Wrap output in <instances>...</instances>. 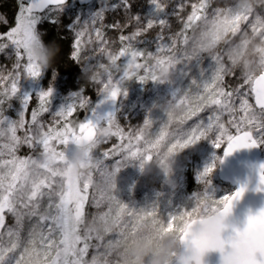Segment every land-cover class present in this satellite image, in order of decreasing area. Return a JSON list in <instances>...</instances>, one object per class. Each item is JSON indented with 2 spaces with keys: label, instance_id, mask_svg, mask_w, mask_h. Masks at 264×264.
Listing matches in <instances>:
<instances>
[{
  "label": "snow or ice",
  "instance_id": "obj_1",
  "mask_svg": "<svg viewBox=\"0 0 264 264\" xmlns=\"http://www.w3.org/2000/svg\"><path fill=\"white\" fill-rule=\"evenodd\" d=\"M153 6V12L145 18L134 15L131 11L132 0H118L117 3L109 5L107 0H102L101 7L87 21H77L73 28L75 34L74 52L72 59L76 62L81 61V51L83 49V38L87 34L89 43L92 42L94 32L96 40H103L104 27L120 30L130 22H135L136 28L130 35H120L119 42L123 45L118 53H112L108 49L101 47L100 52L106 53L112 65L117 67L116 62L120 57L126 58L123 75L119 81L113 83L112 74L107 78V83L103 84V93L106 98L116 101L118 96H127V90L124 88V81L130 76H136L141 83L148 81H160L161 72L167 71L175 64L181 61H188L192 57L186 52L177 48L179 41L183 47L188 44V29L196 21L200 20L207 13L209 8L208 0H201L200 3L192 4L191 15L187 17L184 23L183 31L175 38H170V43L157 44L158 52L167 53L166 58L153 57L152 53L144 52L134 46L137 37L143 35L147 30L152 29L154 25L161 26V29L168 26V21L161 18L164 13V5L160 0H150ZM66 5V0H18L19 12L16 17V26L12 27L5 36V39L15 46V56L18 58L15 67L21 68L20 59L26 55L27 63L23 65V71L33 78H38L42 69L32 61L28 55L30 43L35 39L37 23L48 16L50 13H56L57 16ZM183 7V5H181ZM121 9L126 16L125 24L116 22L110 25L102 23L104 12ZM216 9V8H215ZM214 9V10H215ZM43 13V15H41ZM146 21V22H145ZM245 21L255 28L256 23L248 17ZM0 23L7 24L5 16L0 15ZM144 23V26L140 25ZM264 26V25H262ZM158 41H163V35L156 37ZM8 43H0V51L8 47ZM22 50V51H21ZM145 58L143 65L136 61L139 57ZM217 68L209 80L198 84L194 95L185 94V99L180 101L186 105L185 115L178 117V126L175 131L169 132L168 128L173 120V109L177 107L171 103L167 109V120L162 123V127L154 134L155 139L150 138L153 134L147 132L153 121L147 119L144 122V128L136 132H125L123 128L116 123L115 113H108L106 116H100L96 111L91 110V118H85L83 122L77 123L69 119L76 113L77 109L87 108L89 99L82 94H74L75 99L66 107L53 113L54 124L59 127L46 126L38 120L42 113L49 112L52 101V90L43 91L38 94L40 106L32 112L31 122L24 120V111L19 120H11L3 116L0 111V137L7 136L8 144H4L0 149V157L5 154L11 156V159L0 160V264H125L126 246L128 237L133 236L140 230L153 229L156 231H175L181 240L187 237V226L190 221L209 212L220 211L224 215H231L234 205L239 201L247 190L242 185L239 190L232 194L225 195L216 199L211 194H204L195 197V204L191 210H183L175 214H170L165 220L158 216L157 206L153 205L151 210L130 208L122 203L113 190L107 187L103 181L104 169L109 166L105 160L110 155H122V160H116L114 169L119 171L122 165L129 160H139L141 167L143 161H150L155 155L164 153H176L190 145H194L203 138L215 126L220 135L214 139L217 148L221 146L224 137L227 139V148L225 156L231 155L240 149H251L264 144V78L249 80L242 78L239 72L226 74V70L221 62V56H213ZM92 58H90L91 60ZM155 63H150L151 60ZM96 66L91 63L83 67ZM145 68L144 75H138V70ZM159 73V75L157 74ZM231 75L242 83L238 88L232 91H226L222 86L225 76ZM245 84L252 85L251 91L255 94V105L249 103L246 93L240 89ZM20 73L17 72L11 78L10 95L16 96L20 91ZM201 89L203 94H201ZM3 95L7 97L9 90L5 89ZM240 98L239 109H237L234 100ZM31 96L24 98L25 109ZM178 98L174 94V99ZM195 101L194 104L188 101ZM4 100L0 99V105ZM213 115L208 117V123L205 125L201 120L195 127L189 131H184L180 125H183L187 119L203 111L205 107H213ZM90 111V109H89ZM237 111L242 115L237 117ZM228 113L231 117L230 124L236 129V135L227 132L221 122V116ZM23 138L17 136V129H25ZM106 123V127L104 124ZM101 129L107 130L104 139L115 136L121 140L111 153L105 151L97 156L95 166L83 178L70 176L66 170V153L68 146L77 143L81 139L96 137ZM255 133V135H254ZM166 138H171L175 142L167 147L166 152L161 153L160 149ZM53 142L63 145V150L57 151ZM20 145H26L28 148L36 150L42 148L41 155L51 156V161L45 159H33L32 157L18 158L15 152ZM6 150V151H5ZM215 165L205 168L200 179L203 180L209 176ZM94 174L99 175V182H94ZM259 179L261 187L258 191H264V165L259 168ZM94 188L91 202L99 209L101 205L107 204L108 211L99 212L92 220L97 224L95 228H86L85 205L89 202L88 189ZM12 217L14 225L6 226L8 217ZM130 219H125V217ZM35 221L30 228L27 241L22 242L21 231L24 228L25 221ZM257 221L264 224V209L256 213L249 214L244 227L234 229L223 240L216 242L213 247L217 248L223 256L227 247L230 245L236 235L241 231H248L257 226ZM173 222L176 227L173 228ZM48 224L45 233L44 225ZM118 229L113 238L107 239L113 229ZM57 236L59 238H57ZM7 237V240H5ZM93 254L89 258V251ZM254 264H264V256L259 257Z\"/></svg>",
  "mask_w": 264,
  "mask_h": 264
},
{
  "label": "trees",
  "instance_id": "obj_2",
  "mask_svg": "<svg viewBox=\"0 0 264 264\" xmlns=\"http://www.w3.org/2000/svg\"><path fill=\"white\" fill-rule=\"evenodd\" d=\"M101 1L102 0H97L94 3L90 4L87 7H79L76 2H70L68 5L65 7L73 6L75 7L76 13L78 12H84L85 10H91L90 13L95 12L100 9L101 7ZM28 0H25V3H27ZM118 0H107V3L109 5L113 3H117ZM160 3L162 4V0H160ZM177 4L178 0L176 1ZM209 8L206 10L207 13L204 17H202L200 20L196 21L195 23L192 24L191 29H188V44L186 47H183L182 44L178 41V49L182 48L181 50L186 51L192 58L186 62L181 61L179 63V66L182 68L183 75L181 77V80L179 83L173 84L172 87L168 82H166V85H161L160 86V91L156 92V94L145 98L144 93L149 89L150 87H153L155 85L156 81H148L147 83H141L136 76H130L128 79L124 81V88L127 90V96L123 97L127 100L137 98L139 101L142 99V103L138 106L133 105V109H136L135 112L139 113V116L144 112H147V114L144 116V121L147 119H151L153 123L151 126L147 129V132L152 133L153 135L150 137L152 139H155V133L162 127V123L167 120V109L171 103L176 105L177 107H174L173 109V120L172 123L170 124L168 131L171 133L176 130L178 126V117L185 115V108L186 105L181 104L180 101L182 99H185V94L191 92L192 95H194L197 91L196 85L193 83V81H196L198 84L201 82H204L205 80L211 79L213 76L217 64L216 61L214 60L213 56H217V53H220L219 56H221L222 59H226L227 62L231 65L237 64V59L233 55V49L235 48H240L241 51L238 53L239 56H242V53L247 49V47L250 45L249 44V38L251 37H264V20L261 17H258L255 15V13L259 14H264V5H261L258 7L254 12L253 11H239L235 8L236 0H208ZM94 6V7H93ZM150 8L148 9L149 14L153 12V6L149 4ZM93 7V9H91ZM216 8V9H215ZM166 9V8H164ZM215 9V10H214ZM78 10V11H77ZM109 10H111L109 8ZM19 8H18V0H0V15L5 16L7 19L8 23H0V36H5V34L11 30L12 27L16 26V17L18 15ZM108 12V11H105ZM233 13L231 19L225 18V23L229 25L226 35L223 39H220L217 41V46L214 51H208L205 49H200L197 50L196 46L193 43L192 37H193V28L194 26L201 24L205 22L206 20L213 19L215 17H219L222 13ZM163 17V15H162ZM245 17H248L253 21L258 20L259 22L256 23L255 28H253L250 23H247L245 21ZM184 29V26H183ZM182 29V31H183ZM58 29H56L55 24H51V26L47 29V44L52 40V37L55 35V32H57ZM181 31V32H182ZM61 34V38L56 39V44L59 45L60 47V52L62 53V56L58 54L57 56V61H60V58L62 59L63 57L68 58L70 60V64L72 65V62H76L72 59V55L74 52V39H75V34L73 30L70 29H65L64 31H59ZM127 30L123 31L122 34H126ZM0 43H8V47L3 50V51H13L15 53V46L11 45L9 41L5 39H0ZM123 45L121 44L120 48ZM137 49L147 52V49L145 50L142 45L135 46ZM120 48L115 52L118 53ZM0 51V52H3ZM22 51V50H21ZM200 53L205 54V58L203 62H198V56ZM60 55V56H59ZM98 56L101 58V63L103 64H112L111 61L108 59V56L106 53L103 54H94L93 58L94 60H90L89 58H81L80 62H77L78 68L76 69L75 67L72 68L71 70L73 72H77L81 78H77L81 81V85H83V88L79 91L80 94L84 95L86 93L85 89L92 83L94 82H89L87 79L84 77V73L88 70V68L92 67H86L84 68V65H87L91 63L92 65H99L101 63L98 62ZM59 57V58H58ZM21 67L24 65V63H27V58L26 55L23 57V59L19 60ZM61 62V61H60ZM137 63L143 65L145 63V58L143 56L139 57L137 59ZM150 63H155V61H150ZM68 64H66L67 66ZM116 65L119 66V70L117 67L113 66L110 69L109 74H112V77L118 76L121 72L124 70L125 63L123 61V57H120V59L116 62ZM68 67V66H67ZM70 67L66 71H62L59 69L60 73L54 74L55 77H59V81H62V78H65L64 83L67 80L71 79H76L75 77H71L67 72ZM7 67L5 64H3L0 61V99L4 100V104L0 105V111H2L3 116L4 115H12L11 109L18 110L21 106V104H24V97L19 96L16 94V96H11L10 94L5 97L3 95L4 90L6 89L7 81L9 75L6 72ZM82 69L86 71H82ZM79 70V73H78ZM139 72V71H138ZM146 73V70L144 71ZM81 73V74H80ZM159 75V73H157ZM138 75H143V72ZM158 83V82H157ZM249 89V94L252 91L251 87L252 85H247ZM167 89H170L171 92L168 94ZM161 90L166 93L168 96V99L163 97L161 95ZM54 93L53 95H55ZM174 94L178 95V98H176L177 101L174 102ZM201 94H203V90L201 89ZM32 97L29 102H28V107H27V112L28 114L32 115V112L37 110L39 108L40 100L33 99L35 96H33V93L30 94ZM57 96V95H55ZM93 96H90L88 98H92ZM120 96L117 97L116 101H112L107 99V104L103 105L102 107L99 106H93V104L88 105L87 108L77 110L76 113L73 114L72 117L69 119H73L79 122H83L85 118H88L91 116V110H94L98 113L100 112V116L104 115L106 116L108 113H110L107 110H103L105 108H111V113L114 110V106H116V103ZM75 99L72 98L69 101H65L64 99H61V107L57 110L59 111L61 108L66 107L69 103H71ZM188 103L194 104L195 101H188ZM97 105H100L99 103ZM56 105H54L52 108H54ZM99 107V108H98ZM90 109V111H89ZM214 109V108H213ZM212 109V110H213ZM208 107H205L203 111L198 112L196 115H193L190 119H187L183 125H180L184 131H189L191 128L195 127L201 120L204 121V123L208 120V117L213 115V112H207ZM43 114V113H42ZM40 114V115H42ZM28 115L26 117V122L28 121V118L30 117ZM15 119L18 120L20 117L16 114ZM222 117V116H221ZM105 125V124H104ZM206 125V124H205ZM26 127V125H25ZM56 127H59V125H56ZM25 129H21L20 133L24 131ZM228 133L232 135H236V131L230 129ZM220 135L218 133L217 137ZM24 136H22L23 138ZM216 137V138H217ZM206 141H209V137H206ZM175 141L171 138H166L165 141L163 142V145L160 149L161 153L166 152L167 147L171 146V143H174ZM54 146L56 147L57 151L61 150V146L53 142ZM227 144V139L224 137L223 142L221 143L220 146V151L213 150V148H210V150H213L212 153V160L215 159V163H219L222 155V151L225 148ZM214 146V145H213ZM263 146V145H262ZM261 146V149H262ZM193 150H195V144L190 145L187 148L183 150H178L176 152V165L174 167L173 174L171 177L168 175L164 174L161 172L159 169H155L153 172L149 173L150 176L154 179L157 180V182L160 183V181L163 178H173L177 177L180 183V189L183 193V198H178L180 200L181 207L176 210L175 213H178L180 211H183L185 209L191 210V208L195 204V197L198 195L204 194L205 192L211 194L214 198L219 199L222 198L227 192L232 191V189L229 186H226L222 184L219 179H218V168L216 165V168H214V171L212 175L210 176V180L206 185H203L200 181L196 180L197 178L195 177L194 174V168L200 164V162H208L207 159H201L200 155L195 153ZM262 151V150H261ZM42 152V148H39L37 150L31 151V154H39ZM263 153V152H262ZM44 158V155H41ZM264 156V154H263ZM156 158V155L153 154V159ZM219 165V164H218ZM206 166V165H205ZM127 176V173L125 175H118V185L115 189L113 190V194L117 196V198L124 204H127L130 208H135V209H144V210H151L153 205L157 206L158 216H162L165 220L168 219L167 211H168V206L170 203H173V200H176L177 197L173 196L171 194V197H169L168 201L166 199H158L156 198V195L153 190L147 189V190H142L139 191L141 193V196L138 197V193L136 192L135 194L131 195L129 188H132L131 185L125 182L124 177ZM76 178V176H74ZM99 175L94 174L93 180L94 182H99ZM127 181V180H126ZM177 183V184H179ZM89 192V201L92 197V192H94V188L90 187L88 189ZM232 193V192H231ZM170 195V194H169ZM88 204L89 202L85 205V213L87 216L88 213ZM108 211V206L107 204H103V212ZM125 219H130V217H125ZM173 226L176 227V223L173 222ZM26 230V228H25ZM118 231V229L114 230L113 233H110L108 236H106L107 239L113 238L115 233ZM28 236V235H27ZM29 238V237H28ZM57 238H59L57 236ZM26 241L25 238L23 237L22 242ZM93 254V250L90 249L89 251V258Z\"/></svg>",
  "mask_w": 264,
  "mask_h": 264
},
{
  "label": "rangeland",
  "instance_id": "obj_3",
  "mask_svg": "<svg viewBox=\"0 0 264 264\" xmlns=\"http://www.w3.org/2000/svg\"><path fill=\"white\" fill-rule=\"evenodd\" d=\"M177 0H162V4L165 6L164 8V13L167 15H163V17L168 21V26L164 27L161 29V26L154 25L152 29L147 30L143 35L140 37H137L136 41H134V46H139L142 45L143 48L146 50L148 53H152L153 57H160V58H166L167 53L165 52H158L157 51V44H167L170 43V38H175L177 37L184 26V23L187 20V17L191 15L192 12V4L200 3L201 0H178V3H176ZM102 2V1H101ZM133 5L131 8V11L134 15H139L142 18L148 17L149 11L148 9L150 8V0H132ZM183 5V7H181ZM94 7V6H93ZM93 7L91 9H93ZM78 11V10H77ZM91 10H85L84 12H78L76 13L75 7H64L62 11L59 12L58 16L56 13H50L48 16H45L42 18L36 25V32L42 35V38L44 42L47 44V29L51 26V24L56 25V29H58L57 32H55V35L52 37V40L48 42V44L55 43L56 44V39L61 38V34L59 31H64L65 29H70L73 30L74 26L76 25L77 21H87L90 16H92L95 12L90 13ZM108 12H104V18L102 23L104 25H110L116 22H120L121 24H125L126 21V16L125 13L121 9H117L115 11L113 10H107ZM256 16L261 17L264 20V14H257L255 13ZM146 22V21H145ZM141 27L144 26V23L140 25ZM136 25L135 22H130L126 24L125 27H123L120 30L113 29V28H108L104 27L102 29L104 33L103 40H96L95 34L93 32L92 34V42L89 43V37L86 34L83 38V49L80 53L81 58H92V60L95 61L93 58L94 54H103L102 52L99 51L101 47H104L108 49V51H111L112 53H115L121 46V43L119 42V37L120 35H130L133 31H135ZM127 30L126 34H122L123 31ZM158 35H163L164 39L163 41H158L156 37ZM250 45L247 47V49L242 53V56L247 54L248 49ZM177 48H178V42H177ZM59 54L62 56V53L59 52ZM59 55V56H60ZM107 55V54H106ZM216 55H220V53H217ZM198 56V62H203L205 58V54L200 53ZM59 58V57H58ZM17 57L15 56V53L13 51H3L0 52V61L5 64L7 67L6 72L9 75L6 89L9 90L10 94V88H11V78L13 75H15L17 72L20 73V91L17 93L21 97H26L30 96V94L33 93V96L37 99L38 94L43 92V91H48L52 90V93H56L55 95L52 96V101H51V106H50V111L45 112L42 115L38 116V120L43 122L46 126H53L56 127V124H54V118H53V113L57 112V110L61 107V99H64L65 101H69L72 98H74V94H78L79 91L83 88V85H81V81L77 79L78 77L81 78L77 72H73L71 69L72 68H78L77 62H72V65L70 64V60L68 58L63 57L62 59L60 58V61L56 60L54 61L53 65L47 69H42V73L38 78H33L30 77L26 74V72L23 71V66L20 69H17L15 67L17 63ZM57 59V57H56ZM58 60V59H57ZM123 61L126 64V58L123 57ZM152 61H155L154 59ZM98 62L101 63V58L98 56ZM137 62V61H136ZM221 62L226 70V74H231L233 72H239L242 78H247L249 80L255 79L257 76L253 75H248V74H243L242 70L237 68V64L231 65L227 62V60L224 58H221ZM20 63V62H19ZM26 63H24L25 65ZM70 67L67 72L71 77H75L76 79H71L67 80L64 83L65 78H62V81H59V77H55L54 74L60 73L59 69L62 71H66L68 67ZM145 68H140L138 71V74H141L143 72V75L145 74ZM82 71H86L82 69ZM165 73L169 74L170 79L165 80L163 83L160 81L157 83L155 82V85L153 87H150L145 91L144 97L148 98L156 92L160 91V86L161 85H166V82L170 84L172 87L173 84L179 83L181 80V77L183 75L182 68L179 66V64H175L172 68L168 69L167 71H164ZM79 73V70H78ZM81 74V73H80ZM262 74V73H261ZM260 74V75H261ZM123 75V72H121L118 76L112 77L113 83H116L119 81L120 76ZM109 76V75H108ZM259 76V75H258ZM107 83V77L104 78L103 83H92L90 84L86 89V93L83 95L84 97L88 98L90 96H93L92 98L89 99V103L93 104V106H99L102 107L103 105H106L107 98L106 94L103 93V84ZM242 83L241 80H237L235 77L231 75L225 76L224 84L222 85L226 91H232L233 89H236L239 87V85ZM248 84H245L242 89H240L241 92L246 93V98L248 99L249 103L253 105V98L252 94L250 92L249 94V89L247 87ZM251 91V90H250ZM171 92L170 89H167V93L169 94ZM161 95L168 99V96L166 95L163 90H161ZM12 96V95H11ZM124 96H120L118 99L116 106H114V110L112 111L116 115V123L119 124L121 128L124 129L125 132H136L137 130L144 128V116L147 114V112L142 113L139 116V113L135 112L136 109H133V105L138 106L143 102L142 99L139 101L136 97L130 100H127L123 98ZM110 101V100H109ZM177 101L174 99V102ZM100 105H97V104ZM234 103L239 109V104H240V98L236 97L234 100ZM40 105V104H39ZM54 105H56L54 108H52ZM98 107V108H99ZM213 108L215 106L209 108L207 112H213ZM25 109L24 104H21L20 108L18 110L11 109L12 115H4L7 116L11 120H16L15 115L17 114L19 117L21 116V113L24 111V120H26V117L30 114H28L27 109ZM255 109V108H254ZM77 110H80L78 108ZM104 111L107 110L111 113V108H105L103 109ZM98 114L100 115V112L98 111ZM237 117L239 115H242L241 112L237 111L236 113ZM31 116L28 118V123L31 122ZM104 116V115H102ZM21 118V117H20ZM19 118V119H20ZM88 118H91L89 116ZM18 119V120H19ZM230 115L228 113H224L221 117V122L224 125V128L227 130V132L232 129H236L230 124ZM209 121L207 120L205 124H207ZM105 127L107 126L106 123L104 125ZM0 127H3L0 125ZM27 128V123L25 130ZM20 128L17 129V136L21 137L25 135V130L20 133ZM219 131L216 130L215 126L211 131H209L206 135V137H209V141H206V138L201 139L197 143H195V150H193L195 153L200 155L201 159H207L208 162H200L195 168H194V174L195 177L197 178L196 180L200 181L203 185H206L208 181L210 180V176L212 173L205 177L203 180L200 179L201 174L204 172L205 168L215 165L214 168H218L219 163H215V159L212 160V156L214 153L213 150L220 151V147L217 148L214 144V139H216ZM255 135V133H254ZM9 139L7 136L0 137V149H2V146L4 144H8ZM122 142L118 137H111L109 138L106 142H103L99 149L96 152V155L99 156L101 153L108 151L111 153V151L117 146L120 145ZM214 145V146H213ZM263 145V146H262ZM61 146V150H63V145ZM262 146V152L264 154V144H261L260 147ZM222 147V146H221ZM74 146L69 145L68 146V151L67 155L70 156L72 154ZM210 148H213V150H210ZM39 149V148H38ZM37 150V149H36ZM6 151V150H5ZM34 151L33 149L28 148L26 145H20L18 149L15 152V156L18 158H27V157H32L33 159H38L40 158L41 160H49L51 161V156H39V154H31L30 152ZM12 157L5 154L3 157H0V160L2 159H11ZM123 157L122 155H110L106 160L105 163L110 167L114 168L115 166V161L116 160H122ZM206 165V166H205ZM214 171V170H213ZM127 173V176L124 177L125 182L128 183L129 185L132 186V188H129L131 195L135 194L136 192L138 193V197L141 196V193L139 191L142 190H147L151 189L154 191L156 198L158 199H166L168 201L169 197H171V194L173 196L177 197L176 200H173V205L172 202L168 206V211L167 215L169 216L170 214H174L178 208L181 207V204L179 203L180 200L178 198H183V193L180 189V183L177 177L173 178H163L160 183L157 182V180H154L149 173L144 171L141 167V162L139 160H129L125 162V165H122L119 174L118 175H125ZM69 174V173H68ZM70 175V174H69ZM73 178L74 175H70ZM127 180V181H126ZM179 183V184H177ZM232 191L227 192L225 195L231 194ZM93 193V192H92ZM170 194V195H169ZM224 195V196H225ZM223 196V197H224ZM99 212H103V205L99 209H97L91 202V199L88 204V213L86 216V222L92 220V218L97 215ZM14 220L12 217H8L6 220V226L14 225ZM35 224V221H25V225L23 230L21 231V240L23 237L27 241L28 239V234L30 231V228L33 227ZM49 225L46 223L44 225V230L45 233L47 232V227ZM26 228V230H25ZM175 228V226H173ZM3 231V230H0ZM5 240H7V237H5Z\"/></svg>",
  "mask_w": 264,
  "mask_h": 264
},
{
  "label": "clouds",
  "instance_id": "obj_4",
  "mask_svg": "<svg viewBox=\"0 0 264 264\" xmlns=\"http://www.w3.org/2000/svg\"><path fill=\"white\" fill-rule=\"evenodd\" d=\"M264 5V0H236L235 8L239 11H255ZM233 13H222L219 17L206 20L194 26L193 43L197 50L205 49L214 51L217 41L226 35L228 24L225 18L231 19ZM250 47L247 54L239 56L240 48L233 49L237 59V68L243 74L258 76L264 73V37L249 38ZM60 52L59 45L46 44L42 35L36 32L35 39L30 43L28 55L41 69L51 67ZM112 64H99L88 68L84 73L89 82L103 83L109 75ZM170 79L169 74L161 72L160 82ZM107 135L106 129H101L96 137L81 139L74 145L72 154H66V170L70 175L83 178L95 166L96 152L104 142ZM142 169L147 173L159 169L171 177L177 163L176 153L156 155L155 159L143 161ZM118 174L114 168H106L103 173L105 185L115 189L118 185ZM86 228H95L97 224L90 220ZM235 226L230 215L220 211L203 214L190 221L186 232L187 237L181 240L175 231H156L144 229L128 237L126 246L125 264H210V255L219 251L213 245L223 240ZM113 230H116L115 228ZM220 252V251H219ZM264 256V224L257 221V226L248 231H241L227 247L223 256V264H254Z\"/></svg>",
  "mask_w": 264,
  "mask_h": 264
},
{
  "label": "water",
  "instance_id": "obj_5",
  "mask_svg": "<svg viewBox=\"0 0 264 264\" xmlns=\"http://www.w3.org/2000/svg\"><path fill=\"white\" fill-rule=\"evenodd\" d=\"M72 1L73 0H66V5ZM95 1L96 0H76V3L79 7H87ZM41 15H43V13H41ZM257 78H264V73L255 79ZM252 98L254 108H257L258 106L255 105L254 92H252ZM226 148L227 145L223 149L217 174L219 181L229 186L232 189V193L239 190L242 185L247 187L243 197L235 203L230 215L231 222L242 229L249 214L264 209V191H258V188L261 187L259 168L261 165H264V157L260 146L251 149H240L228 156H225ZM209 259L210 264H223L222 254L219 251L211 253Z\"/></svg>",
  "mask_w": 264,
  "mask_h": 264
}]
</instances>
